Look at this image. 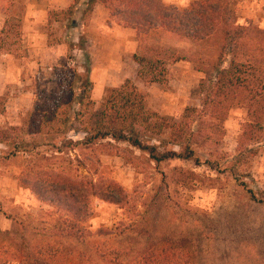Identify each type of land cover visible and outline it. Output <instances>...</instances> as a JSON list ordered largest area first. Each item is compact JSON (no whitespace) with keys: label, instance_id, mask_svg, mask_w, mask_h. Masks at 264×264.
Returning <instances> with one entry per match:
<instances>
[{"label":"rangeland","instance_id":"rangeland-1","mask_svg":"<svg viewBox=\"0 0 264 264\" xmlns=\"http://www.w3.org/2000/svg\"><path fill=\"white\" fill-rule=\"evenodd\" d=\"M195 1L169 5L183 10ZM225 5L230 25L264 28V0ZM89 23L66 11L53 14L47 43L25 61L27 68L39 62L41 71H27L24 82L12 87L20 100H10L11 91L0 97V131L9 136L0 140V264H133L147 250L169 251V264H183L184 258L192 264H264V131L258 124L254 132L247 129L246 104L226 111L227 99L216 93L219 60L227 59L222 68L235 60L223 34L191 41L160 27L137 36L133 57L162 60L165 81L140 77L139 64L131 67L124 58L122 70L109 73L113 86L102 90L87 52ZM58 44L66 45L65 55L53 51ZM243 47L250 51L252 42ZM250 52L264 72V56ZM126 80L147 94L150 114L177 126L159 135L138 127L142 141L161 152L184 154L189 147L191 159L157 163L112 138L86 144L108 90ZM180 129L186 134L177 143ZM23 175L40 176L45 186L54 175L75 183L105 179L127 199L118 204L91 196V215L79 223L90 234L73 237L72 214L23 186Z\"/></svg>","mask_w":264,"mask_h":264},{"label":"trees","instance_id":"trees-1","mask_svg":"<svg viewBox=\"0 0 264 264\" xmlns=\"http://www.w3.org/2000/svg\"><path fill=\"white\" fill-rule=\"evenodd\" d=\"M80 1L75 0L72 7L66 11L72 15L74 20L77 18L86 23L95 6L103 4L115 22L126 28L134 29L138 37L147 36L160 27L191 41H204L209 36L222 33L224 47L233 52L235 60L231 61L227 68H222L223 62H227L225 58L219 60L217 64L219 77L216 93L222 94L224 100L227 99L226 103H220H224L222 107L226 111L234 103L246 104L249 114L247 129L254 132L258 124L264 131V72L258 65L259 60L250 52L257 51L260 56H264V28L253 25L251 22H246V24L234 22L230 25V17L227 16L229 8L225 3L228 5L232 0H197L183 10L167 4L164 0H87L83 4H80ZM79 4L81 6H78ZM50 24H52V15ZM247 41L252 42L253 45L250 51L244 50L243 47L244 42ZM238 57L241 58L237 60ZM134 59L141 67L140 77L146 78L147 73L151 75L153 82L165 81L163 69L165 64L162 60L139 55H135ZM104 100V108L93 120L96 124L93 132L86 138L87 145L96 140L112 138L116 141L128 142L133 147L147 152L150 158L157 163L174 158H192L193 150L189 147H186L187 152L184 154L176 151L161 152L157 146L142 141L138 127L159 135L164 128L175 129L174 127L177 126L166 122L165 117L155 113L150 114L147 110V94L140 91L131 80H126L121 87L110 88ZM176 132L175 142L180 143L186 130L180 129ZM8 138L6 132L0 131V140ZM30 177L23 175L20 179L21 184L30 188L40 199L55 203L64 211L72 214L75 220H71V227L69 226L68 231L73 237L90 234V231L79 226V223L87 220L91 215L88 210L91 196H99L106 201L118 204L127 199L121 187L105 179L97 183L82 181L75 183L71 180L62 181L60 177L54 175L53 181L45 186L40 183V176H36L34 180ZM107 182L109 186L105 189ZM249 192L251 197L257 200L255 192L253 190ZM147 251L138 258H134L133 264H169L171 261L172 256L169 251L164 250L161 255ZM181 252L185 254V251L181 250ZM184 259L183 264H192L190 260Z\"/></svg>","mask_w":264,"mask_h":264},{"label":"crops","instance_id":"crops-1","mask_svg":"<svg viewBox=\"0 0 264 264\" xmlns=\"http://www.w3.org/2000/svg\"><path fill=\"white\" fill-rule=\"evenodd\" d=\"M86 1L81 0L80 4ZM165 1L184 7L189 6L191 2ZM74 3L75 0H0V97L9 95L13 86L21 85L27 71H41L39 62L27 68V56L34 57L42 48V43H47L49 35L45 32L50 25L51 15L56 16L58 12L69 10ZM80 4L78 6H81ZM87 37V52L95 62L93 71L100 74L96 88L103 90L113 86L109 83V73L114 68L122 70L124 58L131 67L133 61L138 64L133 57V46L137 43L136 31L115 22L103 4L95 6L88 24ZM65 47V44H58L52 49L55 52L59 49L60 56L65 55ZM127 77H133V71ZM11 92L10 100H20Z\"/></svg>","mask_w":264,"mask_h":264}]
</instances>
